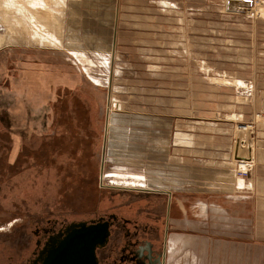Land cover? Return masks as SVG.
I'll list each match as a JSON object with an SVG mask.
<instances>
[{"label": "rangeland", "instance_id": "374dc122", "mask_svg": "<svg viewBox=\"0 0 264 264\" xmlns=\"http://www.w3.org/2000/svg\"><path fill=\"white\" fill-rule=\"evenodd\" d=\"M37 59L41 61L32 62ZM260 69L264 0H0V172L9 171L5 176L0 173L1 209L13 210L22 202L24 210L42 204L50 210H68L71 217L86 215L95 206L125 215L139 210L151 211L154 218L166 214L183 232L169 236L173 247L168 264H198L190 252L191 235L186 234L193 225L203 232H241L249 238L253 223H247L245 234L242 223L238 231V222L231 225L222 217L219 201H205L209 194L205 187L200 193L203 210L195 216L198 195L191 186L190 160L183 158L181 180L173 130L175 120H182L184 151L194 146L190 141H196L197 133L199 148L206 145L201 135H214L222 155L215 161H224L222 169L242 178L236 171L237 155L253 151V136L264 113L227 122L223 120L231 116L215 110L211 119L204 102L217 97L219 90L208 94L212 91L207 83L231 87L233 95H239V81L254 83ZM64 71H71L86 93L66 83ZM31 73L35 81H30ZM179 81L183 94L164 93L165 82ZM173 96L184 100L181 110L154 111L172 119L173 126L169 129L167 122L166 129L153 128L140 105L170 101ZM13 101L22 118H17L19 110L8 112ZM46 102L49 118H90L86 127L93 129L90 140L64 134L63 125L32 130L25 119L36 116V105ZM126 108H137L135 115L150 130L144 126L135 134L128 132ZM100 109L107 120L103 137L101 124L93 120ZM17 120L23 122L22 133L16 131ZM75 128L73 124L68 129ZM80 142L83 155L78 153Z\"/></svg>", "mask_w": 264, "mask_h": 264}, {"label": "crops", "instance_id": "0c3cea01", "mask_svg": "<svg viewBox=\"0 0 264 264\" xmlns=\"http://www.w3.org/2000/svg\"><path fill=\"white\" fill-rule=\"evenodd\" d=\"M115 22L116 19L114 17V26L116 24ZM133 58L137 59L135 55ZM179 75V77H181L180 72ZM173 76L177 77L176 74ZM239 76L245 77L244 75ZM223 77L227 78L228 76L223 74ZM223 77H221V79H223ZM94 83L98 84L96 81H94ZM164 85V93L166 94L176 95L184 93L182 89L183 82L181 81L175 82L174 84H167L165 82ZM238 87H240L239 95H233L236 91L231 87L218 86L214 83L209 85V83H207V88L212 91V93L208 94H216L215 91L219 90L217 97L210 96L204 102L206 105L205 109L208 110V117L211 115L212 118H210L213 119L215 110H217V112L218 110H223L224 114L231 116V118H225L223 121L230 122L232 119L249 120L258 111L264 113V69L256 71L254 83L244 79L239 81ZM133 89H136V87L134 86ZM252 92L254 94L253 98L251 97ZM161 98L162 97L159 96V99ZM183 102L184 100L182 98L173 96L170 101L165 98L164 102L161 100L156 101L157 104L148 106L142 104L140 106H142V109L146 110L144 113L149 115L148 120H143L146 122L149 121L153 128L157 126L159 129L165 128L169 123L170 129V127L173 126L172 119L162 117L164 115H159V113L154 111L163 113V111L171 108L175 111L181 110ZM126 109L127 112L124 113L128 115V117L125 118L128 132L135 134L136 131H141L144 126L147 130H150L149 126L146 123L141 124L140 122L142 119L135 115L139 114V111H136L137 108ZM156 119H158L159 122L156 121ZM201 119L204 118L202 117ZM206 120H209V118ZM105 121L107 120L105 119ZM182 127V120L178 121L176 119L173 130L175 140L174 155L178 160H176L175 165L176 169H179V164H181L180 171L177 172H181L180 178L182 180L183 158H189L190 160V165L188 166L191 168V186L198 195L194 203L196 207V210H194L195 216L199 217L201 215V210H203L200 208H202L201 204L204 203L205 199L200 196V193H203L201 189L205 187L209 193L205 201H207V199L213 202L216 201V204L219 201L223 208L222 217H227L229 220L228 223H231V225L238 222V231H241L242 223V231L245 234L247 223H253L249 238L242 235L241 232H228L227 234H215L209 231L203 232L195 229L196 225H193L189 241L190 252L197 256V259H199L198 264H264V120L257 123L256 126L255 135L253 136V165L251 171L245 178L232 176L230 170L222 169L221 165H223L224 161H215V157H221L222 155L220 151L216 150L214 135H201L205 138L203 143H206V145L203 146V148H199L197 147L199 146V133H197V139L194 137L196 141H190L192 146L194 144L196 147L193 146L189 151H184L183 140L184 136L186 138V135L182 133ZM196 131H198V128ZM166 140L167 139H165V144L167 143ZM190 140H192V137ZM176 178L178 177L176 176ZM164 187L166 188V186ZM162 192L165 194L166 189Z\"/></svg>", "mask_w": 264, "mask_h": 264}, {"label": "flooded vegetation", "instance_id": "af4514ba", "mask_svg": "<svg viewBox=\"0 0 264 264\" xmlns=\"http://www.w3.org/2000/svg\"><path fill=\"white\" fill-rule=\"evenodd\" d=\"M32 62H38V59ZM22 76L24 78V74ZM29 76L30 81H35L36 77L32 73ZM62 79L78 91L86 93L84 86L77 78H73L71 71H64ZM39 86L40 84L37 83V90ZM47 86L48 84L45 85V89ZM71 96L74 97V94ZM49 100L47 99V102ZM47 102L44 105H36L34 110L37 115L31 116V120L25 119V122L31 125L32 130L39 128L42 131H48L54 124L63 125L66 129L64 134L73 133L79 137L84 135L85 139H89L88 134H91L93 130L88 128L87 131L86 128L90 118H55L54 116L49 118ZM17 105L16 101H13L7 107L8 112H12L13 109L18 111ZM10 108L13 109L10 111ZM21 116L22 113L19 110L17 118ZM6 118L9 126L11 121L8 115ZM93 120L99 126L101 124L99 130L100 136L103 137L105 120L102 109ZM16 122H18L15 124L16 131L22 133L20 126L23 122L18 120ZM71 122L76 126L74 132L68 129L73 125ZM82 144L80 142L78 153L83 155ZM92 156L94 155L90 157ZM33 158L35 159V156ZM13 162L14 160L8 164H13ZM5 173L9 171L4 169V173L1 174L5 176ZM113 197L114 195H110L111 199ZM42 206L40 204L34 209L24 210L21 202L16 204L13 210H7L1 209L0 203V264H87L86 246L83 251L87 236L80 235L81 230L87 227L94 229V235L90 238L92 242H95L93 264H168L173 247L169 236L183 233L179 231V228L170 224L169 215L156 214L154 218L151 211L139 210L136 214L125 215L117 210H99L95 206L89 209L86 215L71 217L68 210L62 211L55 208L50 210ZM10 220H14L11 224L12 228L6 229ZM104 226L108 230L107 238L103 244H99L96 240L97 235L102 232ZM186 234L191 235V232H186ZM76 241L80 243L79 250L71 254V245Z\"/></svg>", "mask_w": 264, "mask_h": 264}, {"label": "water", "instance_id": "95a60500", "mask_svg": "<svg viewBox=\"0 0 264 264\" xmlns=\"http://www.w3.org/2000/svg\"><path fill=\"white\" fill-rule=\"evenodd\" d=\"M107 234H108V230L107 228L104 226L103 229H102V232H99L98 235H97V243L99 244H103L107 238ZM82 237L84 236H87L86 237V242H85V245L83 247V251H84V248L86 246V256H87V264H93V250H94V247H95V242H92L90 240V238L94 235V229L91 228V227H87L85 229H82L81 230V234H80ZM79 242H75V244H72L73 247L75 248L73 250V247L71 245V254H73V252H78L79 248ZM73 260V259H72Z\"/></svg>", "mask_w": 264, "mask_h": 264}, {"label": "built area", "instance_id": "2783aa9c", "mask_svg": "<svg viewBox=\"0 0 264 264\" xmlns=\"http://www.w3.org/2000/svg\"><path fill=\"white\" fill-rule=\"evenodd\" d=\"M259 115V114H258ZM252 148L247 150L243 155H237V166L236 171L242 178L246 177L252 169L253 156Z\"/></svg>", "mask_w": 264, "mask_h": 264}]
</instances>
